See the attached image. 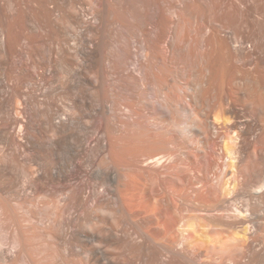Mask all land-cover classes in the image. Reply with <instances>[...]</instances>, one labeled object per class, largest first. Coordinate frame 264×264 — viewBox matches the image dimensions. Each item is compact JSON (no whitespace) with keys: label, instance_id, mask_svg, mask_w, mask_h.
<instances>
[{"label":"bare ground","instance_id":"6f19581e","mask_svg":"<svg viewBox=\"0 0 264 264\" xmlns=\"http://www.w3.org/2000/svg\"><path fill=\"white\" fill-rule=\"evenodd\" d=\"M0 264H264V0H0Z\"/></svg>","mask_w":264,"mask_h":264}]
</instances>
